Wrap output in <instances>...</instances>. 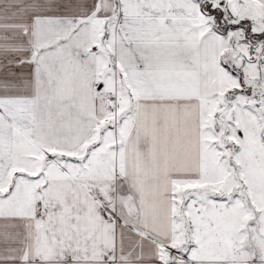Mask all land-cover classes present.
Listing matches in <instances>:
<instances>
[{"label": "snow or ice", "instance_id": "snow-or-ice-1", "mask_svg": "<svg viewBox=\"0 0 264 264\" xmlns=\"http://www.w3.org/2000/svg\"><path fill=\"white\" fill-rule=\"evenodd\" d=\"M0 264H264V0H0Z\"/></svg>", "mask_w": 264, "mask_h": 264}]
</instances>
